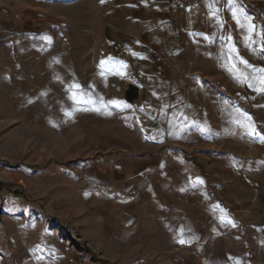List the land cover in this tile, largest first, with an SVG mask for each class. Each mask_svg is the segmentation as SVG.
<instances>
[{
    "label": "rangeland",
    "instance_id": "obj_1",
    "mask_svg": "<svg viewBox=\"0 0 264 264\" xmlns=\"http://www.w3.org/2000/svg\"><path fill=\"white\" fill-rule=\"evenodd\" d=\"M247 4L248 17L237 19L240 62L250 66L241 62V79L234 75V83L228 74L231 83L212 84L209 94L242 111L230 117L242 116L247 153L258 155L251 167L259 173L261 209H253L261 225L264 139L250 135L246 125L264 136V91L256 90L264 88V72L255 71L264 69V0ZM94 5L46 6L32 18H40L37 30L23 33L3 31L14 18L8 16L11 1L0 0V264H230L228 252L244 243L219 237L228 231L215 220L232 222L225 196L224 206L201 197L196 220L202 216L205 243L194 241L187 250L167 221L174 207H162L151 185L137 188L134 177L129 193L113 179V165L151 149L152 132L140 125L135 101L124 97L129 83L120 81L119 60L97 34L103 13ZM228 133L205 132L214 151L229 143L221 137ZM216 159L203 165L206 173L220 166Z\"/></svg>",
    "mask_w": 264,
    "mask_h": 264
},
{
    "label": "crops",
    "instance_id": "obj_2",
    "mask_svg": "<svg viewBox=\"0 0 264 264\" xmlns=\"http://www.w3.org/2000/svg\"><path fill=\"white\" fill-rule=\"evenodd\" d=\"M10 1L8 16L14 20L1 30L24 33L37 30L34 25L40 18H32L43 15L46 6L75 0ZM87 1L95 4L93 11L103 13L97 34L106 42L108 53L119 60L120 81L138 86L134 107L140 125L152 132V142L147 144L151 149L137 152L140 156L128 157L117 167L112 164L113 179L129 193L134 177L137 188L151 185L162 207H174L167 221L175 224L187 250L194 241L205 243L202 216L196 220L202 212L201 197L210 195L224 206L221 196H225L232 222L225 226L215 220L228 231L219 237L235 246L244 243V249L228 252L230 264H264V218L258 225L255 211L261 209L259 173L255 168L253 174L251 167L258 165V155L247 153L242 116L239 121L230 117L242 111L225 107L216 93L209 94L210 85L231 83L228 74L234 83V75L240 78L237 18L248 17L247 1L252 0ZM246 36L243 42L248 49ZM237 92L239 98L242 93ZM208 131L231 132L221 136L229 143L214 151L213 139L205 134ZM213 157L220 166L208 174L203 165Z\"/></svg>",
    "mask_w": 264,
    "mask_h": 264
},
{
    "label": "snow or ice",
    "instance_id": "obj_3",
    "mask_svg": "<svg viewBox=\"0 0 264 264\" xmlns=\"http://www.w3.org/2000/svg\"><path fill=\"white\" fill-rule=\"evenodd\" d=\"M104 2V0H101V3H103ZM229 2H231V0H229ZM215 15V14H214ZM234 18H235V14H234ZM238 23H239V21H237ZM248 27H249V31L251 32V31H253V30H255V25L254 24H251V23H249V25H248ZM233 51H235V49H233ZM242 63H244L245 65H247V66H250V65H248V62L247 61H241ZM103 63V62H102ZM255 71L256 72H264V69H255ZM261 82L262 83H264V77H261ZM250 87H251V84L249 85ZM74 87H76V88H78L79 87V85H74ZM258 92H261V91H264V88H258V89H256ZM68 115H71V113H68ZM251 118L249 117V120H250ZM246 127H248V129H249V134L250 135H253V136H256V137H260L261 139H264V136H262V134L259 132V131H257L256 130V128H255V126L254 125H246ZM201 183H202V181H200ZM179 243H185L186 241L185 240H183V239H181V240H179L178 241Z\"/></svg>",
    "mask_w": 264,
    "mask_h": 264
},
{
    "label": "water",
    "instance_id": "obj_4",
    "mask_svg": "<svg viewBox=\"0 0 264 264\" xmlns=\"http://www.w3.org/2000/svg\"><path fill=\"white\" fill-rule=\"evenodd\" d=\"M139 88L136 84L129 82L124 92V97L129 102H134L139 98Z\"/></svg>",
    "mask_w": 264,
    "mask_h": 264
},
{
    "label": "trees",
    "instance_id": "obj_5",
    "mask_svg": "<svg viewBox=\"0 0 264 264\" xmlns=\"http://www.w3.org/2000/svg\"><path fill=\"white\" fill-rule=\"evenodd\" d=\"M4 187H5V185L0 181V188H4ZM14 194L17 195V196H22L23 195L22 192H18V191L14 192Z\"/></svg>",
    "mask_w": 264,
    "mask_h": 264
}]
</instances>
